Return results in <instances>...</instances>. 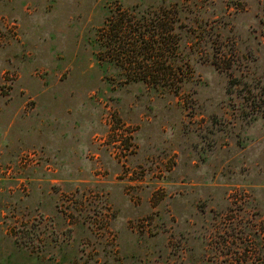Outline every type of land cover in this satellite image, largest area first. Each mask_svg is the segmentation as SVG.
Wrapping results in <instances>:
<instances>
[{
	"label": "rangeland",
	"instance_id": "obj_1",
	"mask_svg": "<svg viewBox=\"0 0 264 264\" xmlns=\"http://www.w3.org/2000/svg\"><path fill=\"white\" fill-rule=\"evenodd\" d=\"M121 11L177 78L108 56ZM0 264H264V0H0Z\"/></svg>",
	"mask_w": 264,
	"mask_h": 264
},
{
	"label": "trees",
	"instance_id": "obj_2",
	"mask_svg": "<svg viewBox=\"0 0 264 264\" xmlns=\"http://www.w3.org/2000/svg\"><path fill=\"white\" fill-rule=\"evenodd\" d=\"M164 17L163 20L157 15L150 21H137L136 27L132 28L134 18L121 11L117 23L112 25L110 21L104 29L108 56L114 54L117 62L128 64L127 74L131 78L154 83L177 78L173 63L178 44V37L173 32L175 17L170 16L169 11Z\"/></svg>",
	"mask_w": 264,
	"mask_h": 264
}]
</instances>
